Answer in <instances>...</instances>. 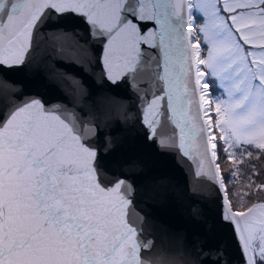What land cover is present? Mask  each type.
Listing matches in <instances>:
<instances>
[{
    "label": "water",
    "instance_id": "obj_1",
    "mask_svg": "<svg viewBox=\"0 0 264 264\" xmlns=\"http://www.w3.org/2000/svg\"><path fill=\"white\" fill-rule=\"evenodd\" d=\"M49 6L64 10L74 5L70 0H35L30 5V14L39 16L44 13L45 20L50 18L55 22L57 17L45 11ZM81 10L88 13L97 36L111 37L110 61L118 55L126 62L143 61L150 68L158 86L171 99L173 122L181 124L184 130L180 142L187 143L186 155L189 157L181 155L172 139H166L160 148L147 140L146 129L139 122L133 102L104 99L108 94L107 87L92 89L90 102L97 106L98 112L102 105L107 113L98 121L101 133L96 142L100 149L97 170L105 184L124 178L135 185L130 218L138 227L143 226L146 239H155L154 264H201L209 255L218 257L223 264H241L231 230L222 226L219 217L223 207L226 216L239 218L242 223L249 209L234 214L229 212L230 206L206 138L194 85L193 36L189 32L187 0H95V7H82ZM137 21H148L153 27L141 36ZM87 39L84 26L75 23H69L66 29H45L38 33L33 41V51L29 53V62L22 69L8 73L10 79L23 83L4 84V87L11 92L23 91L29 95L25 102L49 101V107L60 103L57 99L66 96L79 100L84 93L80 89L77 95L75 77L81 72L74 63H83L89 73L92 72L91 66L95 65L92 42L85 43ZM101 42L97 39L94 43ZM141 43L148 46L142 53ZM94 78L99 79L98 70ZM8 103L5 101V105ZM18 107L20 105L12 100L8 113H14ZM129 107L131 112L125 119ZM60 111L72 110L61 103ZM29 120L35 121L33 133L26 136ZM10 124L12 128H9ZM0 137L4 141L0 145V169L14 164L23 166L25 143L48 146L61 137L65 139L58 152L77 162L87 158V149L80 144L72 126L55 113H45L39 105L25 108L15 115L4 129H0ZM9 138L13 141L11 145L7 142ZM18 138L20 145L15 146ZM191 158L198 162L199 168ZM47 159L54 169H60L66 163L54 156ZM75 167L88 168L76 181L79 185L77 195L94 202L98 211L115 207L112 191L105 192L90 174V162L76 163ZM200 172L208 179L199 175ZM22 183L14 174L5 175L0 171V196L5 201L13 200L21 194ZM14 203L17 210L23 207L17 201ZM17 219L21 224L27 221L24 216ZM122 223V215L113 218L106 242L101 247L104 255L121 261L127 256L131 244L130 239L120 240L124 231L120 228Z\"/></svg>",
    "mask_w": 264,
    "mask_h": 264
},
{
    "label": "snow or ice",
    "instance_id": "obj_2",
    "mask_svg": "<svg viewBox=\"0 0 264 264\" xmlns=\"http://www.w3.org/2000/svg\"><path fill=\"white\" fill-rule=\"evenodd\" d=\"M35 0H0V129H4L13 117L23 109H31L39 105L45 113H55L61 120L72 126L80 138V144L87 149V158L74 161L71 157L64 156L57 150L63 145L64 137L56 143L48 146L28 145L25 143V162L23 166L13 165L7 169H0L5 175L14 174L23 181L21 194L13 200L5 201L0 196V264H154L153 253L157 244L154 238H145L143 226L130 218L129 209L134 208L133 198L136 187L131 180L120 178L107 184L102 180L97 161L100 157V149L96 146L101 129L98 121L106 115L102 105L97 111V106L91 101L93 88H108L106 100H121L134 103L136 114L140 124L146 129V139L155 143L160 148L166 139L175 141V147L181 155H186L187 143H181L184 130L181 124L172 120L171 99L164 94V89L159 87L155 78L151 75L150 68L143 61H123L118 55L109 60V35L97 36L88 19V13L81 8L95 7V0H70L72 7L60 10L49 6L45 11L57 17L53 22L50 18L45 20L44 13L39 16L30 14V5ZM258 9L260 15H264V0L258 5H250ZM218 10L226 19L231 20L222 4ZM237 12L240 9L236 10ZM69 23L76 26L83 25L87 40L92 42L91 48L95 54V65L89 73L83 63H74L81 75L76 76L77 95L83 90V96L79 100L74 97L57 99L60 103L52 104L44 99L29 100V96L23 91L11 92L4 84L13 86L22 84L21 80H12L8 73L22 69L29 62V53L33 51L35 36L45 29H66ZM140 35L153 27L148 21H137ZM100 39V44L94 42ZM201 48H207V43L195 41ZM148 46L140 44L142 53ZM254 45H246L251 50ZM264 47V46H261ZM99 71V79L95 74ZM123 90L122 92L120 90ZM17 102L20 107L12 114L8 113L11 101ZM5 101H9L5 105ZM61 103L72 111L61 112ZM131 107L125 112V119ZM77 114L78 117L77 118ZM91 120V124L88 121ZM34 120H29L27 135L33 133ZM13 126L10 124L9 128ZM19 127V126H17ZM215 132V129H213ZM218 139V138H217ZM10 145L13 143L9 138ZM4 143L0 137V145ZM20 145V139L17 144ZM205 150L208 146L205 145ZM222 150V146H217ZM210 154V152H209ZM54 156L64 163L60 169H54L48 163V157ZM220 151H217L216 163H219ZM195 167L198 162L193 158ZM90 162L91 175L95 176V182L105 192L112 191L115 199V207L97 210L98 206L85 197L77 195L79 185L76 181L88 171L86 167H75L76 163ZM131 166H136L132 164ZM199 175H207L200 172ZM14 201L23 205L17 210ZM264 203V201H262ZM235 209L229 207V212L234 214ZM123 223L120 225L123 234L120 240H131L129 251L124 260L112 258L101 252L102 245L106 242V234L109 231L113 218L121 216ZM18 216L27 217V221L21 224ZM222 226L231 230L233 238L238 246L241 256V264H264V248H251L249 258L245 245L241 243L238 235L237 224L239 218L230 219L222 210L220 212ZM115 252V246H113ZM201 264H223L218 257L211 255L205 257Z\"/></svg>",
    "mask_w": 264,
    "mask_h": 264
},
{
    "label": "rangeland",
    "instance_id": "obj_3",
    "mask_svg": "<svg viewBox=\"0 0 264 264\" xmlns=\"http://www.w3.org/2000/svg\"><path fill=\"white\" fill-rule=\"evenodd\" d=\"M220 2L231 10L233 27L244 41L220 14L218 0H190V23L193 40L207 43L206 49L196 43L197 61L215 161L220 151L219 176L230 205L241 211L264 204V15L250 7L261 0ZM198 32L200 40L195 39ZM244 42L256 47L244 48ZM212 74L216 86L209 80ZM254 225L249 223L253 248H264V227Z\"/></svg>",
    "mask_w": 264,
    "mask_h": 264
},
{
    "label": "bare ground",
    "instance_id": "obj_4",
    "mask_svg": "<svg viewBox=\"0 0 264 264\" xmlns=\"http://www.w3.org/2000/svg\"><path fill=\"white\" fill-rule=\"evenodd\" d=\"M187 5L190 9L189 17L191 20L192 9L190 6V0H187ZM190 25H191V23H190ZM189 32L192 33V28L189 29ZM191 50H192V64L194 67V77H195L194 85H195L196 95H197V99H198L199 109H200L201 114H202V121H203V125H204V130L206 133V138L210 144L211 151H212V157L214 159L216 169L218 170V167H217V164L215 161L214 150H213V147L211 145V140H210L211 132L209 130L208 120H207L206 116H204V111H205V100H204L205 97H204V95H205V93H204V89L202 88L203 87V81L200 79L201 72L198 70V65H199V62L197 61L198 47H197L194 40L191 41ZM218 174H219V171H218ZM220 181H221V178H220ZM221 184H222V188H223L224 186H223L222 181H221ZM249 223L250 222H242V223L239 222L237 224V228H238L239 236L242 239L243 244L248 245L249 247L253 248L252 238H251L250 233H249V228H250ZM249 254L251 257V251L249 252Z\"/></svg>",
    "mask_w": 264,
    "mask_h": 264
},
{
    "label": "trees",
    "instance_id": "obj_5",
    "mask_svg": "<svg viewBox=\"0 0 264 264\" xmlns=\"http://www.w3.org/2000/svg\"><path fill=\"white\" fill-rule=\"evenodd\" d=\"M198 29H199V26H198ZM237 38L240 40V41H243L242 39V37L237 33ZM244 45H246V44H244ZM252 146V145H251ZM221 152H222V154H223V156H224V152H223V150H221ZM247 167V166H246ZM248 169V168H247ZM233 178V177H232ZM235 179V178H234ZM234 184V183H233Z\"/></svg>",
    "mask_w": 264,
    "mask_h": 264
},
{
    "label": "flooded vegetation",
    "instance_id": "obj_6",
    "mask_svg": "<svg viewBox=\"0 0 264 264\" xmlns=\"http://www.w3.org/2000/svg\"><path fill=\"white\" fill-rule=\"evenodd\" d=\"M262 209H264V208L262 207ZM262 219H264V217H263ZM250 223H251V224H254V223H252V222H250ZM255 225H256V224H255ZM255 225H254V226H255ZM256 226H257V225H256ZM258 226H259V227H264V225H260V224H259Z\"/></svg>",
    "mask_w": 264,
    "mask_h": 264
}]
</instances>
